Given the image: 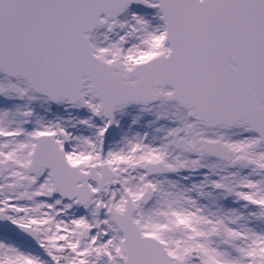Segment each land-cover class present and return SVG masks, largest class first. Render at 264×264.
Instances as JSON below:
<instances>
[{
    "label": "snow or ice",
    "instance_id": "1",
    "mask_svg": "<svg viewBox=\"0 0 264 264\" xmlns=\"http://www.w3.org/2000/svg\"><path fill=\"white\" fill-rule=\"evenodd\" d=\"M0 264H264V0H0Z\"/></svg>",
    "mask_w": 264,
    "mask_h": 264
}]
</instances>
